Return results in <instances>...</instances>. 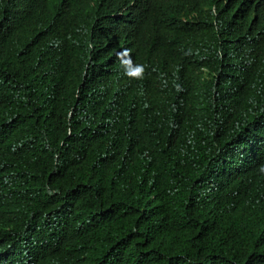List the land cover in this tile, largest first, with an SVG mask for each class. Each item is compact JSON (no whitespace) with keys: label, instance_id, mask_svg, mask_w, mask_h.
Wrapping results in <instances>:
<instances>
[{"label":"trees","instance_id":"obj_1","mask_svg":"<svg viewBox=\"0 0 264 264\" xmlns=\"http://www.w3.org/2000/svg\"><path fill=\"white\" fill-rule=\"evenodd\" d=\"M262 166L264 0H0V264H264Z\"/></svg>","mask_w":264,"mask_h":264},{"label":"clouds","instance_id":"obj_2","mask_svg":"<svg viewBox=\"0 0 264 264\" xmlns=\"http://www.w3.org/2000/svg\"><path fill=\"white\" fill-rule=\"evenodd\" d=\"M117 61L120 64L121 69L123 70L124 74L127 76H131L132 73L129 72V65L132 64L131 60V50L130 49H121L116 54ZM136 68L139 70V72L143 71L142 66L136 65ZM139 75V73H138ZM261 172H264V166L260 169Z\"/></svg>","mask_w":264,"mask_h":264}]
</instances>
